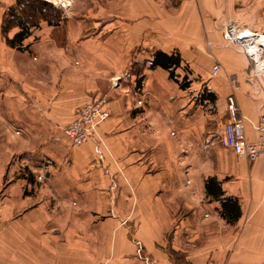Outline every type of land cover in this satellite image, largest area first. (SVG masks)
<instances>
[{"label": "crops", "instance_id": "1", "mask_svg": "<svg viewBox=\"0 0 264 264\" xmlns=\"http://www.w3.org/2000/svg\"><path fill=\"white\" fill-rule=\"evenodd\" d=\"M16 2L0 0V264H172L164 243L175 226L174 249L190 264H264V158L221 147L209 122L234 95L247 139H259L264 70L216 28L223 5L240 20L249 5L251 23L264 18V0H184L171 16L156 0H105L121 8L102 27L78 12L81 0H57L59 24L41 19L22 50L2 41ZM204 5L217 9L203 14ZM259 22L248 28L261 32ZM158 51L180 56L178 83L151 66ZM101 95L111 118L71 149L64 127Z\"/></svg>", "mask_w": 264, "mask_h": 264}, {"label": "rangeland", "instance_id": "2", "mask_svg": "<svg viewBox=\"0 0 264 264\" xmlns=\"http://www.w3.org/2000/svg\"><path fill=\"white\" fill-rule=\"evenodd\" d=\"M43 1L47 2L48 0H43ZM51 1L53 2L52 5L56 9H62L63 10V8H64L63 6L64 5L62 3L57 2V0H51ZM81 1H82V4L78 8V12H80L82 14V17L89 16L90 18H93L96 21V23H100L98 25L100 27L104 26L105 23L109 22V21L106 22V16L107 15H109L111 13L116 14L117 12H119V9L121 8V6L115 5V6H112L113 9H110L109 5H106L105 0H81ZM183 1L184 0H156V2L162 7L163 11L167 12V14L170 15V16L171 15H175V13H177L178 11L181 10V8L183 7L181 3ZM85 2H87V3H85ZM60 6H62L63 8L60 7ZM198 7L200 8L199 9L200 12L203 13V14H205L207 12H209V14H211L210 13V9L206 10V8H204V7L214 8L213 11L214 10L216 11V9H217V6H215V5L214 6H212V5H210V6L204 5V6H201V7L198 6ZM222 7H223L222 11L220 12V14L222 16V19H223V20L220 21V24L222 26L219 27V28H216V29H220L223 32L225 31V33L227 35L225 45L226 46H232L233 45V46L240 47L243 50V52L247 55V57L251 60L252 64L254 65L253 70L256 71V72L261 73V71L264 70V64L258 65L257 58L253 54L249 53L247 47L245 48L242 44H235V43L231 42V30H233L234 32H237V31H240L241 28L249 29L248 25L256 27L255 24H259L260 23L259 21L262 22L261 18H263V17L259 16L257 18L258 22H251V23H253V24H251L247 20V18L249 16H251V15L253 16L251 10L249 9L250 8L249 5L243 6L242 19L241 20L239 19V16H241V15H239V13L235 14V12H234V5L226 4V5H223ZM235 15H237L238 17H236ZM116 18L117 17H115L114 20H117ZM107 20H109V19H107ZM263 20H264V18H263ZM114 22H116V21H114ZM96 23H93V26L94 25L96 26ZM262 24H264V23L262 22ZM253 33L254 34L256 33L255 35H257L258 37L264 38V28L261 29V32L258 29V32H253ZM2 34H3V32H2ZM2 41H3V43H6L4 36H2ZM91 44H94V42L91 43ZM141 50L142 49L140 47H137L135 50H133V52L131 53V59L135 56V52H140ZM254 50H256L257 52H260L262 54L261 58H262V62L264 63V49L262 47H260L259 45H255L253 47V51ZM144 55L145 54H143V56ZM215 65H217V64H215ZM214 66H213V68H214ZM213 68H212V75L215 76L218 73V71H217L216 74H214ZM106 88H108V86ZM197 88H199L198 85L195 86L194 92H197V90H196ZM106 101H107V98L104 97V95H101L98 99L91 100V101L85 103L84 105L77 107L75 109V111H74L72 120L68 124H66V126L64 127V130H63L64 135L67 136L68 132H70V134H75V133L78 134V131L73 126V122H74V119L76 118V115H77V112H78L79 108H82L84 106L86 107V106H89V105L97 106L99 108V110L101 109V111L107 112L108 115L105 118H103V120L96 122V124L91 128L90 133H87V135H82L81 137H79V140L83 142L82 145H84V144L88 143L89 141L93 140V138L95 136V133H96V128L99 126V124H102V123L106 122L112 116L111 110L107 106V102ZM240 112H241V109H240ZM210 114L214 118V119H210L211 121H209L211 123V126H210V128H211L210 131L211 132H210V134L212 135L211 136L212 140H215V142L218 145H220L221 147L225 148L221 138H219L218 134L216 133V130L218 129V126L221 125L222 122L226 120V118H227V110L223 114L212 110V112H210ZM68 141H69V146H70L71 149L72 148H79V147H74L73 144H71L69 139H68ZM225 149H227V148H225ZM41 174L42 173H40L38 176H36V178H35L36 180L35 181L42 186V185H45L44 184L45 183V177L43 175H41ZM187 185H190L189 182H187ZM190 187L193 188V187H196V186H195V184H192V185H190ZM179 189H180V186L175 191L176 195L180 194L181 191H179ZM193 189L195 190L196 188H193ZM176 200L179 201V202L181 201V203H182V200H186V199H184V197H177ZM169 203L174 208L178 206V204L176 203L175 199H171V201H169ZM193 203L194 202L192 200V205H193ZM195 203H197V202H195ZM195 203H194V205H195ZM177 229L178 228L175 226L171 231L168 232L167 236L165 237V243H164L165 244L164 245L165 248L164 249L167 252V254L169 255V257L171 258L172 264H190L186 260L185 253H183L182 251H177V249H179L178 248L179 246L174 245V243H173L174 242L173 238H175V233L177 232ZM133 231L134 230H132V229L130 230V236L131 237L133 236ZM174 247L177 248V249L175 250ZM191 247H192V249H198L199 247H201V245L199 243H195V244H192ZM210 261H214V260H210ZM210 261H208V262H210ZM215 262H217L219 264H227L226 262H219V261H215Z\"/></svg>", "mask_w": 264, "mask_h": 264}, {"label": "built area", "instance_id": "3", "mask_svg": "<svg viewBox=\"0 0 264 264\" xmlns=\"http://www.w3.org/2000/svg\"><path fill=\"white\" fill-rule=\"evenodd\" d=\"M231 30V42L242 44L245 48L244 39L246 37ZM220 70L217 64L213 68L214 74ZM227 118L218 126L216 133L221 138L224 147L231 150L234 154L240 157H245L249 161H256L264 158V109L260 114L259 120L255 125V129L259 132V139L256 142H251L247 139L244 128V117L241 115L240 107L234 95L227 98ZM107 112L99 110L97 106H84L78 109L73 126L78 131V134H70L67 138L74 147H80L83 142L79 140L82 135L90 133L91 128L96 122L103 120L107 116ZM207 264H219L215 261H210Z\"/></svg>", "mask_w": 264, "mask_h": 264}, {"label": "trees", "instance_id": "4", "mask_svg": "<svg viewBox=\"0 0 264 264\" xmlns=\"http://www.w3.org/2000/svg\"><path fill=\"white\" fill-rule=\"evenodd\" d=\"M41 19L48 22L49 25L56 26L61 19V11L43 0H17L16 5L6 11L3 19L2 32L7 45L22 50L24 41L31 35V29L38 27ZM16 27L20 29L19 32L10 38L8 33ZM179 65V55L169 56L161 51L155 52L151 64L152 67L160 66L170 71L171 79L177 83L178 80L175 77L174 71ZM179 85L182 89H186L190 86V81L185 78L183 82H179ZM206 189L215 198H218L220 194L222 195L215 179L211 178L207 181ZM235 211L236 207L230 205L228 214L231 218L234 216Z\"/></svg>", "mask_w": 264, "mask_h": 264}, {"label": "bare ground", "instance_id": "5", "mask_svg": "<svg viewBox=\"0 0 264 264\" xmlns=\"http://www.w3.org/2000/svg\"><path fill=\"white\" fill-rule=\"evenodd\" d=\"M239 33H242V35H244L246 37V39H244L243 43L248 48L249 53L253 54L257 58L258 65L262 64V62H261L262 61V58H261L262 54L260 52H257L256 50L253 51V47L255 45H259L260 47H262L261 44H264V38L258 37L257 35H255L256 33L254 34L250 29H247V28H241V30L238 32V34Z\"/></svg>", "mask_w": 264, "mask_h": 264}, {"label": "water", "instance_id": "6", "mask_svg": "<svg viewBox=\"0 0 264 264\" xmlns=\"http://www.w3.org/2000/svg\"><path fill=\"white\" fill-rule=\"evenodd\" d=\"M261 46L264 48V44H261Z\"/></svg>", "mask_w": 264, "mask_h": 264}]
</instances>
